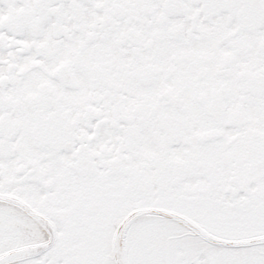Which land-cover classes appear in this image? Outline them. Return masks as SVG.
Returning <instances> with one entry per match:
<instances>
[{
    "label": "snow or ice",
    "instance_id": "snow-or-ice-1",
    "mask_svg": "<svg viewBox=\"0 0 264 264\" xmlns=\"http://www.w3.org/2000/svg\"><path fill=\"white\" fill-rule=\"evenodd\" d=\"M0 264H264V0H0Z\"/></svg>",
    "mask_w": 264,
    "mask_h": 264
}]
</instances>
